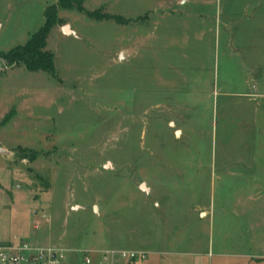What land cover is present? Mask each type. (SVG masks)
I'll list each match as a JSON object with an SVG mask.
<instances>
[{"label":"rangeland","instance_id":"rangeland-1","mask_svg":"<svg viewBox=\"0 0 264 264\" xmlns=\"http://www.w3.org/2000/svg\"><path fill=\"white\" fill-rule=\"evenodd\" d=\"M58 2L0 0V54ZM84 8L128 23L60 9L58 77L0 74V244L264 264V0Z\"/></svg>","mask_w":264,"mask_h":264},{"label":"trees","instance_id":"trees-1","mask_svg":"<svg viewBox=\"0 0 264 264\" xmlns=\"http://www.w3.org/2000/svg\"><path fill=\"white\" fill-rule=\"evenodd\" d=\"M84 2L85 0H59L56 5L48 7L45 11L44 25L31 36L24 46H19L8 53L0 54V60H3L10 67L24 66L29 72H45L57 78L55 57L51 51L47 50V39L53 28L62 23L58 16L60 9L75 10L78 13L85 14L93 21H114L118 24L128 23L120 16L102 14L98 11L88 12L84 8ZM11 117L12 114H9L3 120V125H6Z\"/></svg>","mask_w":264,"mask_h":264},{"label":"built area","instance_id":"built-area-1","mask_svg":"<svg viewBox=\"0 0 264 264\" xmlns=\"http://www.w3.org/2000/svg\"><path fill=\"white\" fill-rule=\"evenodd\" d=\"M67 251L60 248L32 246L24 241L0 244V264H64ZM82 264H94L92 255H99L100 264L132 263L146 258L145 252L123 250L83 251ZM125 263V264H126Z\"/></svg>","mask_w":264,"mask_h":264},{"label":"water","instance_id":"water-1","mask_svg":"<svg viewBox=\"0 0 264 264\" xmlns=\"http://www.w3.org/2000/svg\"><path fill=\"white\" fill-rule=\"evenodd\" d=\"M4 65H5V62L3 60H0V74L3 72V66ZM4 153H6V152L4 150L0 149V154H4Z\"/></svg>","mask_w":264,"mask_h":264}]
</instances>
